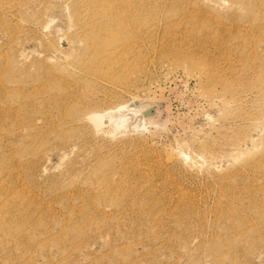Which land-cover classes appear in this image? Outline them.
<instances>
[{"label": "rangeland", "instance_id": "374dc122", "mask_svg": "<svg viewBox=\"0 0 264 264\" xmlns=\"http://www.w3.org/2000/svg\"><path fill=\"white\" fill-rule=\"evenodd\" d=\"M0 264H264V0H0Z\"/></svg>", "mask_w": 264, "mask_h": 264}]
</instances>
